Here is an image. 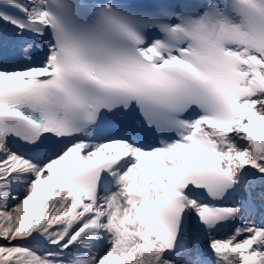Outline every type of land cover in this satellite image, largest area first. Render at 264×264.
Here are the masks:
<instances>
[{
  "label": "snow or ice",
  "instance_id": "snow-or-ice-1",
  "mask_svg": "<svg viewBox=\"0 0 264 264\" xmlns=\"http://www.w3.org/2000/svg\"><path fill=\"white\" fill-rule=\"evenodd\" d=\"M0 264H264V0H0Z\"/></svg>",
  "mask_w": 264,
  "mask_h": 264
}]
</instances>
